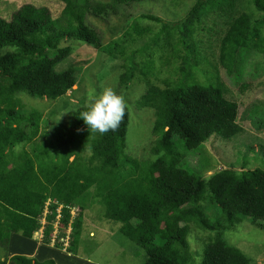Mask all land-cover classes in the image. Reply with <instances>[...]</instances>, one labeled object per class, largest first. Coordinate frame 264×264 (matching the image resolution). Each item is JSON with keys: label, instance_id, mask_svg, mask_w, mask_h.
Here are the masks:
<instances>
[{"label": "trees", "instance_id": "16d2710c", "mask_svg": "<svg viewBox=\"0 0 264 264\" xmlns=\"http://www.w3.org/2000/svg\"><path fill=\"white\" fill-rule=\"evenodd\" d=\"M57 1L62 7L56 17L32 3L17 7L8 19L0 16V247L7 250L12 233L31 238L49 198L42 241L50 243L56 208L62 204L54 245L63 248L70 221L66 251L74 255L83 211L97 202L103 218L118 223V232L143 249L141 264H192L188 233L194 226L214 232L205 241L199 264H250L222 231L243 218L264 228V170L222 168L204 177L180 165L179 150H195L214 134L229 139L243 131L237 103L225 96L214 65L201 68L190 40L203 17L231 7L234 0H195L174 21L142 13L107 42L87 25V15L143 0ZM237 2L241 10L221 36L217 57L229 78L240 75L250 52L264 55V0ZM66 40L84 42L120 61L119 87L127 89L134 80L145 83L138 105L152 108L150 151L156 157L139 161L124 152L126 105L115 131L88 130L79 118L88 105L84 97L70 110L65 125L39 139L48 135L39 132L40 113L25 114L19 94L57 98L73 90L80 68L67 63L72 48L62 46ZM19 144L30 148L16 150ZM204 198L218 210L214 222L200 204ZM71 206L78 210L70 220ZM21 247L13 238L9 249L20 253L4 254L0 264L7 259L14 264H56L53 258L22 254Z\"/></svg>", "mask_w": 264, "mask_h": 264}, {"label": "rangeland", "instance_id": "374dc122", "mask_svg": "<svg viewBox=\"0 0 264 264\" xmlns=\"http://www.w3.org/2000/svg\"><path fill=\"white\" fill-rule=\"evenodd\" d=\"M107 2L108 0H100ZM234 0L231 7L223 11H215L201 19L199 24L190 32V40L195 50L196 59L200 61L202 69H209L214 65L218 77L225 87V96L234 100L238 105L237 122L243 127L239 134L223 139L219 135H211L197 149L182 152L181 166L189 168L204 177L222 168L241 170L244 168H259L264 170V55L250 52L242 62L240 75L229 78L225 75L218 62L219 41L227 28L231 18L241 10V4ZM195 0H143L130 4H118L115 10H105L95 16L88 14L86 23L95 29L103 42L118 37L131 24L133 19L142 13L151 14L163 21H174L185 14ZM24 3L46 7L53 17L59 15L62 3L57 0H0V16L10 18L12 11ZM148 23H152L149 21ZM153 27L159 26L152 23ZM62 46L72 48L68 62L80 68L78 80L72 91L57 98L31 97L20 93L23 111H38L39 132L47 133L45 138L52 135L53 128L65 125L70 117V110L75 107L80 97L88 104L89 98L102 91L105 87L111 88L124 98L129 111V120L126 127L124 152L139 161L156 156L151 154L153 136L151 127L153 111L149 107H140L138 99L145 90L142 80H134L127 89L119 87L118 64L107 54L100 52L81 41L66 40ZM182 53L184 49L179 47ZM162 76L168 75L161 72ZM152 117V118H151ZM28 129L29 124L24 125ZM29 149V144H19L17 149ZM208 220H217L218 210L206 198L200 202ZM60 207V206H59ZM59 207L56 209V215ZM76 209L70 207V220ZM81 240L78 252L74 255L66 252L68 244L67 234L71 231L70 221L64 229L66 235L63 248H57L53 239L50 243L42 241L45 230L40 228L34 232V238H24L22 254L32 255L37 259L53 258L56 264H141L144 260V251L136 243L130 241L118 232V223L109 221L102 216V206L93 202L83 211ZM49 215L47 208L42 211L41 224H45V216ZM57 231V228L53 232ZM226 241L239 248L250 259V264H264V228L252 223L249 218H243L240 223L222 231ZM214 232L194 226L188 233L190 249L193 252L192 264L201 261L205 241ZM10 243L7 250L0 247V260L4 254L9 255ZM20 253V252H19ZM18 254V253H17ZM79 262H78V261ZM4 264H14L8 259Z\"/></svg>", "mask_w": 264, "mask_h": 264}, {"label": "clouds", "instance_id": "9594fccd", "mask_svg": "<svg viewBox=\"0 0 264 264\" xmlns=\"http://www.w3.org/2000/svg\"><path fill=\"white\" fill-rule=\"evenodd\" d=\"M124 111H125L124 98L121 95H118L117 93H115L111 88L105 87L102 91H100L98 93H94L89 98L87 108L85 111L80 113L79 118L87 126L88 130H91L94 133L104 134V133H107L109 131H115L118 128V126L121 122V119L124 116ZM49 201H50V199L47 198V200L45 202V206L43 207V210H44V208H47V210L49 211V209L47 207V204L49 203ZM61 206H62V204L58 205L59 209L57 211V216L55 217V219L52 222L53 231H54V229H56L58 227V220H59V216H60ZM71 207L76 209V212H77L78 209L76 207H74V206H71ZM42 218H43V216H42V212H41V216L39 217L40 226L36 231H34L36 233L40 228L43 227V229H44L45 224L48 222L47 221L44 225L41 224ZM45 220H47L46 216H45ZM53 231H52L51 239H53V241H54L57 231H55V232H53ZM31 238H34V233H33ZM65 248H66V246H65ZM67 253H69V252H67Z\"/></svg>", "mask_w": 264, "mask_h": 264}, {"label": "crops", "instance_id": "0c3cea01", "mask_svg": "<svg viewBox=\"0 0 264 264\" xmlns=\"http://www.w3.org/2000/svg\"><path fill=\"white\" fill-rule=\"evenodd\" d=\"M13 238H17V242H18L19 244L21 243V240H24V237H22V236H20V235H18V234H16V233H12V234L10 235V240H9V242H11V240H13ZM14 253H19V251L10 250L9 255H12V254H14ZM9 255H8V256H9Z\"/></svg>", "mask_w": 264, "mask_h": 264}]
</instances>
